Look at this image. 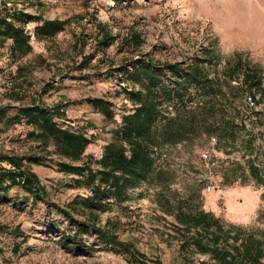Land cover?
Listing matches in <instances>:
<instances>
[{
    "label": "rangeland",
    "instance_id": "rangeland-1",
    "mask_svg": "<svg viewBox=\"0 0 264 264\" xmlns=\"http://www.w3.org/2000/svg\"><path fill=\"white\" fill-rule=\"evenodd\" d=\"M4 2L8 7L39 13L45 18L68 20L65 29L51 38H31L32 51L17 61L9 57L10 41L0 47V105L11 104L7 111V116H11L19 104L34 99L47 106L62 103L64 115L56 117L57 122L85 132L91 140L82 160L99 159L103 145L114 139L113 130L121 115L132 110L124 89L138 86L121 69L128 67L132 71L131 67L140 59L160 70L161 82L171 88L176 78L167 70L168 65L184 66L200 55L202 48L216 49L222 59L238 51L242 59L261 69L264 81V0H0V9ZM33 26H28L30 31ZM106 32L115 40L102 48L98 42ZM133 33L141 38L136 47L132 44ZM18 65L23 68L17 75ZM12 89L19 91L20 101L10 98L8 91ZM190 92L201 98L202 94L194 88ZM87 98L108 101L113 119L105 118L87 104ZM255 110L252 129L256 144L264 146L260 138L264 134V107L259 105ZM28 129L24 123L0 122V151L41 155L31 168L45 185L49 201L64 206L77 194L87 195L88 188L77 185L72 178L75 176L59 169L56 154L45 155L36 143L26 139ZM240 145L237 142V148ZM206 148L214 146L203 137L199 144L162 150L176 167L172 188L201 183L203 208L213 211L227 224L264 228V192L260 189L264 183L226 168L243 162L242 158L231 160L227 156L229 148L226 152L215 146L211 158L217 164L207 167L199 160L200 151ZM256 153L257 162L264 165V147H258ZM223 174L230 179L241 177V181L227 184ZM211 179L219 181V188L206 194L203 187ZM154 193V189L145 186L130 190L126 202L128 216L113 210L103 214L102 223L107 216L118 217L120 238H131L148 257L158 256L164 264H215L207 255L180 248L181 236L171 230L168 223L172 217L158 209ZM0 222L9 227L20 225L26 236L25 242L20 243L22 236L0 233V264H128L123 256L97 242L89 231L79 236L88 248L64 247L59 243L61 232L72 231L64 216L18 187L9 190L0 201Z\"/></svg>",
    "mask_w": 264,
    "mask_h": 264
},
{
    "label": "trees",
    "instance_id": "trees-1",
    "mask_svg": "<svg viewBox=\"0 0 264 264\" xmlns=\"http://www.w3.org/2000/svg\"><path fill=\"white\" fill-rule=\"evenodd\" d=\"M30 24L34 25L32 31L28 28ZM67 24V19L45 18L39 13L8 7L4 2L0 9V47L10 41L9 57L17 61L32 51L31 38L38 41L51 38ZM131 39L135 47L141 42L138 33H133ZM114 40L115 37L106 32L98 43L105 48ZM22 68L21 65L16 67L17 75ZM131 68L132 71L128 67L121 70L138 86L124 89L133 108L121 115L113 130L114 139L103 145L99 159L82 160L91 140L85 132L71 130L57 122L56 117L64 115L62 103L47 106L34 99L31 103L19 104L11 116H7L11 104L0 105V122L28 126L26 139L36 143L45 155L56 154L60 159L59 169L75 176L73 181L89 190L87 195H75L64 206L53 203L48 200L45 185L31 168L40 161V154L0 151V201L9 190L18 187L34 200L55 209L72 230L61 232L59 240L68 249L88 248L79 236L89 231L97 242L123 256L128 264H164L158 256L148 257L131 238H120L118 217L107 216L102 223L103 214L113 210L127 217L129 191L145 186L155 190L153 200L158 209L172 217L168 224L181 236L180 248L188 247L207 255L215 264H264V228L227 224L213 211L203 208L199 195L201 183L172 188L176 167L162 152L170 146L199 144L203 137L208 139L213 135L218 149L229 148V155L234 151L249 155L243 162L226 168L234 173L239 170L242 175L248 174L256 183L263 184L262 170L255 165V157L258 147L264 146L256 144L255 133L245 125L249 116H255L257 106L264 107L261 69L242 59L238 51L222 59L221 54L211 48H202L201 54L184 66L168 65L167 70L176 78L171 88L161 82L160 70L153 69L151 63L146 65L140 59ZM192 88L202 94L201 98L191 95ZM46 90L47 87L43 88V92ZM8 92L10 98L22 99L19 91ZM247 96L254 100L251 110L244 103ZM85 101L105 118L113 119L108 101L100 98ZM237 142L241 144L239 148ZM237 178L230 179L223 174L227 184ZM261 199L264 201V193ZM262 216L264 218V211ZM0 233L22 236L20 243L26 240L20 225L9 227L0 222Z\"/></svg>",
    "mask_w": 264,
    "mask_h": 264
},
{
    "label": "built area",
    "instance_id": "built-area-1",
    "mask_svg": "<svg viewBox=\"0 0 264 264\" xmlns=\"http://www.w3.org/2000/svg\"><path fill=\"white\" fill-rule=\"evenodd\" d=\"M244 103L247 106V108L249 110H251V108L254 107V100L252 99V97L247 96L244 98ZM250 112V111H249ZM248 112V113H249ZM254 124V117L253 116H249V118H247L245 120V125L247 128H249V130H251L253 133H255L252 129V125ZM260 138L264 141V134H260ZM217 142V139L215 136H210L208 138V143L213 147L215 146ZM215 151L213 148H206L204 150H201L199 153V160L201 162H203L207 167H212V166H216L217 161L213 160L211 158V152ZM231 157V160H245L249 157V155H243L240 151H234L232 154L229 155ZM235 156V157H234ZM251 157H255V155H251ZM242 158V159H241ZM255 159V158H254ZM255 165L258 166L259 168H261L262 170V177L264 178V165L257 162V160L255 159ZM220 180V179H218ZM241 178L238 177L233 183L238 184L240 183ZM219 188V181L215 180V179H211L204 187H203V191L206 194H212L213 192L216 191V189ZM263 192H264V186H262L260 188ZM261 206L264 208V202L261 203Z\"/></svg>",
    "mask_w": 264,
    "mask_h": 264
}]
</instances>
